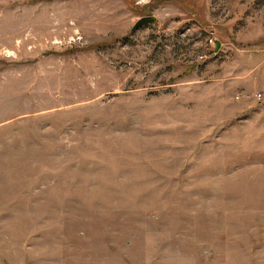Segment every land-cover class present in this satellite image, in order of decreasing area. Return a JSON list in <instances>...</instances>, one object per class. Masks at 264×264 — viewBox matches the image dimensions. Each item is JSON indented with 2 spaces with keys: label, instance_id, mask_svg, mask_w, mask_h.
<instances>
[{
  "label": "rangeland",
  "instance_id": "374dc122",
  "mask_svg": "<svg viewBox=\"0 0 264 264\" xmlns=\"http://www.w3.org/2000/svg\"><path fill=\"white\" fill-rule=\"evenodd\" d=\"M0 264H264V0H0Z\"/></svg>",
  "mask_w": 264,
  "mask_h": 264
},
{
  "label": "water",
  "instance_id": "95a60500",
  "mask_svg": "<svg viewBox=\"0 0 264 264\" xmlns=\"http://www.w3.org/2000/svg\"><path fill=\"white\" fill-rule=\"evenodd\" d=\"M152 22H154L153 17H142L138 21H136V23L133 25L131 31L136 30L138 28H141V27L148 25Z\"/></svg>",
  "mask_w": 264,
  "mask_h": 264
},
{
  "label": "built area",
  "instance_id": "2783aa9c",
  "mask_svg": "<svg viewBox=\"0 0 264 264\" xmlns=\"http://www.w3.org/2000/svg\"><path fill=\"white\" fill-rule=\"evenodd\" d=\"M256 100H260V97H259V95H257V96H256Z\"/></svg>",
  "mask_w": 264,
  "mask_h": 264
}]
</instances>
